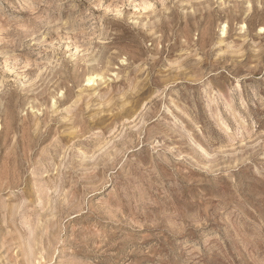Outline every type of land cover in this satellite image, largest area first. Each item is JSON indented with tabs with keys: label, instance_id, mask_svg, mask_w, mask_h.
Segmentation results:
<instances>
[{
	"label": "rangeland",
	"instance_id": "obj_1",
	"mask_svg": "<svg viewBox=\"0 0 264 264\" xmlns=\"http://www.w3.org/2000/svg\"><path fill=\"white\" fill-rule=\"evenodd\" d=\"M0 264H264V0H0Z\"/></svg>",
	"mask_w": 264,
	"mask_h": 264
},
{
	"label": "bare ground",
	"instance_id": "obj_2",
	"mask_svg": "<svg viewBox=\"0 0 264 264\" xmlns=\"http://www.w3.org/2000/svg\"><path fill=\"white\" fill-rule=\"evenodd\" d=\"M97 76H98V75H97ZM97 76H96V77H97ZM94 77H95L94 75H93V77L91 76V78L88 79L87 81H88V82L93 81V80H94Z\"/></svg>",
	"mask_w": 264,
	"mask_h": 264
}]
</instances>
